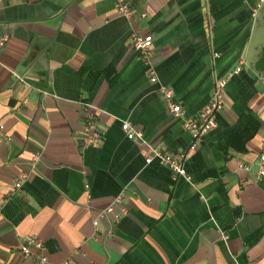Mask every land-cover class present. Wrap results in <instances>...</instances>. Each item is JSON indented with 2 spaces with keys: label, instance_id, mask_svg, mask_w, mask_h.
I'll return each instance as SVG.
<instances>
[{
  "label": "crops",
  "instance_id": "obj_1",
  "mask_svg": "<svg viewBox=\"0 0 264 264\" xmlns=\"http://www.w3.org/2000/svg\"><path fill=\"white\" fill-rule=\"evenodd\" d=\"M128 1L145 18L118 16L113 0H0V34L9 36L0 50V124L10 137L0 138V264H39L16 247L30 234L49 264H230L229 253L239 264H264V176L254 179L264 151V0ZM131 30L152 36L155 83L130 46ZM240 59L214 128L184 158L190 180L145 164L120 122L167 153L184 152L190 135L157 87L171 88L189 117ZM83 101L97 108L94 147L79 146ZM245 110L258 126L242 141L232 128ZM117 194L127 213L93 227Z\"/></svg>",
  "mask_w": 264,
  "mask_h": 264
},
{
  "label": "built area",
  "instance_id": "obj_2",
  "mask_svg": "<svg viewBox=\"0 0 264 264\" xmlns=\"http://www.w3.org/2000/svg\"><path fill=\"white\" fill-rule=\"evenodd\" d=\"M260 1L262 0H259V2ZM113 4L115 14L126 18L129 21H131L135 17L145 18V13L143 11H138V13H136L135 9L128 0H113ZM258 6L259 3L256 5V7ZM253 10H255V8H253ZM8 38L9 36L7 35V33L3 32L2 34H0V50L4 47ZM128 38L130 46H132V48L137 52L140 60H142L143 64L145 65V72L148 75L149 81L151 83H155L156 76L154 74V65L152 60H150L152 46L151 34L131 30ZM241 63L242 59H240L233 68L227 70L224 75L216 77L213 80L211 85L212 88L207 102L203 104L198 111H196L189 117L183 116L179 104L171 100V88H168L164 85H159L157 87L159 95L161 99L166 103L169 112L173 116L180 119L181 128L184 131H187L190 135L189 146L184 152L171 154L167 153L163 151L159 146H156L147 141L144 137L143 132L139 128L132 125L128 120H123L120 122V130L122 133H124L125 138L127 140H133L139 147H141L143 152V161L145 162V164L152 162V160L158 161L159 163L167 167L169 173L172 174V176L182 177L186 181L190 180V175L187 174L184 169V158L189 151L196 148L203 134L214 128L216 119L215 114L222 109L224 104L226 82L231 76L240 72ZM10 73L13 79L23 85L26 84L22 75L16 73L13 70H11ZM257 76L259 79L264 81V74H258ZM81 105H83L82 108L84 115V125L82 130L83 137L79 141V146L81 148H85L86 146H97L101 135L96 127L97 108L94 105H91L88 101H83ZM0 138H2L6 142L10 141V137L3 132V124H0ZM257 157L258 160L256 162V173L254 178L256 180L264 176V151H260ZM37 158L38 154H34L29 159L28 163L31 167H34V163ZM236 167L242 171H248L249 169V165L242 164L240 162L236 164ZM24 177L25 175L23 174L18 177V179H16L13 188L7 193L8 196L12 195L14 190L19 188ZM247 181L248 179H244L242 183L245 184V182ZM126 213L127 208L122 204L121 195L117 194L107 204H105V206L97 209L96 216L92 221V225L93 227H95L98 224V219H102V217H109V220L113 221V223H116L118 218ZM112 235V228L109 227L106 231V236L110 237ZM221 239L223 243H225L227 239L226 234L221 233ZM22 240L23 241L18 243L16 246L19 252H21L24 256H31L32 254H35L39 264L48 263L46 256L44 255V247L42 241L38 237L33 234L24 235ZM229 256L231 259L230 264H239L236 261V258H234V254L229 253Z\"/></svg>",
  "mask_w": 264,
  "mask_h": 264
},
{
  "label": "trees",
  "instance_id": "obj_3",
  "mask_svg": "<svg viewBox=\"0 0 264 264\" xmlns=\"http://www.w3.org/2000/svg\"><path fill=\"white\" fill-rule=\"evenodd\" d=\"M258 121L248 110L242 111L232 128V134L239 137L242 141L249 139L257 131Z\"/></svg>",
  "mask_w": 264,
  "mask_h": 264
}]
</instances>
